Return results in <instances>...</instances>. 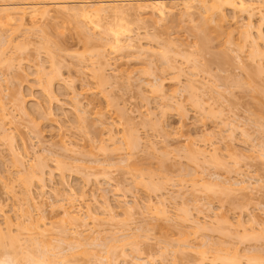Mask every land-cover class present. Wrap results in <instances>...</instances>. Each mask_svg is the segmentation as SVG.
<instances>
[{"label": "rangeland", "instance_id": "obj_1", "mask_svg": "<svg viewBox=\"0 0 264 264\" xmlns=\"http://www.w3.org/2000/svg\"><path fill=\"white\" fill-rule=\"evenodd\" d=\"M99 1L0 0V5ZM123 1L136 6L151 0ZM260 1L256 8L264 15ZM181 11L177 7L163 17L132 11L122 39L132 38L140 52L150 50L142 53L110 49V29L117 25L112 18L95 25L51 12L43 20L30 22L25 16L22 23H0V235L7 238L9 232L17 239L4 243L0 238V264H42L43 252L46 259L54 257V264H137L138 259L141 264H198L202 253L205 259L221 253L220 260L239 253L241 264L248 259L264 264V59L252 61L249 44L241 39L248 18L237 16L215 30L217 37L211 26L198 31L200 10L180 17ZM259 18L250 23L264 47V19ZM200 35L207 39L197 41ZM52 66L58 77L52 75L47 88ZM26 106L32 115L21 112ZM127 135L139 137V146L132 150L122 143ZM215 153L216 165L210 158ZM38 154L46 155L42 184L33 177L27 181L24 172L30 173ZM55 160L66 163L63 172ZM78 169L83 171L77 174ZM205 181L231 185L226 186L230 196H223L222 188L209 196L202 190ZM219 218L228 221V229L218 226ZM123 239L138 246L134 241L123 245ZM110 241L121 244L114 249Z\"/></svg>", "mask_w": 264, "mask_h": 264}, {"label": "bare ground", "instance_id": "obj_2", "mask_svg": "<svg viewBox=\"0 0 264 264\" xmlns=\"http://www.w3.org/2000/svg\"><path fill=\"white\" fill-rule=\"evenodd\" d=\"M49 1V0H48ZM119 1V0H118ZM118 1H115V0H102V1H99V2H97V3H95V4H90V5H88V2H78L80 5H76V6H68V3L67 2H50L49 3V5L48 6H40V5H38V3H30V2H26V3H24V4H22L20 7L18 6H10V4L9 5H7V3L5 4H3L2 3V5H0V23H9V22H13V21H19L20 23H22L23 21H24V18H25V16H28V18H26V19H28L30 22H33V21H35V20H43V19H47V18H49L50 16H51V12H54V13H57V14H59V13H62L63 15L64 14H66L68 17H71V18H74V19H79V20H83V21H85L86 23H90V24H97L96 22L98 21H101L102 19H104V18H108V19H110V18H112V19H110V20H112L113 22L115 21V23H117V25L115 26V28H113V29H110V33H111V35H112V39H109V42L111 41V45L110 46H112V47H110V49H112V48H115V49H126V50H136V48H137V50L139 49V52H140V50H141V47H139L138 45H136V43H134L135 41H133V39L132 38H130L129 36H127L128 37V39L126 40V39H124V40H126V41H124L122 38H123V35L126 33V32H129V28L127 29V24H128V20H129V18H131V16H133V12L132 11H134V10H137V11H139V12H143V11H149V12H151V14H152V16H153V14L154 15H158L159 17H163V16H165V14L166 13H170V12H172L173 10H176L177 9V7H180V8H182V10L183 11H181L182 13H181V15H180V17L182 16V14L184 13V14H186L187 15V13H189L190 14V16H191V12H193V13H195L196 11H198V10H200V16H201V20H200V17H199V20L201 21V25L199 24L198 26H202V27H198L199 28V30L198 31H200V29H201V34H203L204 32H205V30L207 29V28H209L210 26H211V29H214V34L216 35L217 33L215 32V30L217 29V30H219V32L221 31L220 29H222V27L224 26L225 27V25L226 24H228V23H230V21L231 20H234L237 16H238V18L240 17V16H243V17H245V18H248V19H246V21L248 22L247 24H246V26H245V29H244V25H242V27H243V29H244V31L243 32H240L241 34L240 35H242L241 36V39H243V43H246V44H249L248 46V48H249V58L253 61L254 59H255V61H258V63H259V61L260 60H262V59H264V47H262L261 45H260V42L262 41V37H261V35L258 33V32H254V31H252L253 30V28H255V26L253 25V24H251L250 23V21H251V19L253 18V17H260L259 19L260 20H262V19H264V15H261L262 13H260L259 12V9H257L256 7H259V5H257V3H258V0H151V1H145L144 3H140V2H138V3H140V4H138L137 3V5L136 6H132V5H130L129 3H124L123 4V2H125V1H120V3L118 2ZM166 1H170V2H168V3H166ZM259 2H261L260 0H259ZM70 3H73V2H70ZM171 3V4H170ZM262 3V2H261ZM261 3H258V4H261ZM48 4V3H47ZM126 5V6H125ZM134 5V4H133ZM261 6V5H260ZM195 10V11H194ZM178 11V10H177ZM180 11V10H179ZM138 12V13H139ZM262 12V11H261ZM175 13V12H174ZM198 12H196V14H197ZM172 14V13H171ZM189 14L187 15V16H189ZM199 14V13H198ZM167 15V14H166ZM257 15V16H256ZM178 16V15H177ZM184 16V15H183ZM241 18V17H240ZM149 19V18H148ZM242 19V18H241ZM82 21V22H83ZM252 22V21H251ZM262 22H264V21H262ZM199 23V22H198ZM80 24V23H79ZM126 24V25H125ZM211 24H214L213 26L211 25ZM87 25V24H86ZM98 25V24H97ZM254 27H253V26ZM84 26V25H83ZM86 27V26H85ZM213 27V28H212ZM80 28H82V27H80ZM228 28H229V26H228ZM205 29V30H204ZM225 29H227V26H226V28ZM242 29V30H243ZM80 30V29H79ZM202 30H204V32L202 31ZM223 30V29H222ZM83 31V30H82ZM82 31H80V32H82ZM87 32L89 31V30H86ZM86 32V33H87ZM125 32V33H124ZM124 33V34H123ZM232 32H230V34H231ZM258 33V34H257ZM84 34V33H83ZM89 34V33H88ZM120 34L122 35L121 37H120ZM228 34V33H227ZM261 34H262V36H264V33H262L261 32ZM87 35V34H86ZM218 35L219 34H217L216 36L218 37ZM239 35V36H240ZM85 35H83V37H84ZM202 36H204V37H201V35H200V38L198 39V37H197V41H199V42H203V41H205L204 39L206 38L207 39V37L205 36V35H202ZM228 36H229V34H228ZM232 36V35H231ZM90 37V36H89ZM89 37H87V39L89 38ZM231 38V37H230ZM84 39H86V36L84 37ZM86 39V40H87ZM261 39V40H260ZM227 40L228 41H230L228 38H227ZM259 40H260V42H259ZM89 41V40H88ZM124 41V42H123ZM1 42H2V40H1ZM226 42V41H225ZM206 43V42H205ZM200 44V43H199ZM203 44V43H202ZM201 44V45H202ZM245 44V45H246ZM108 45V46H109ZM205 46V45H204ZM3 47V46H2ZM203 47V46H202ZM149 49H151V48H149ZM144 52L147 50V51H150V50H148V49H146L145 50V48H143L142 49ZM113 51H115V50H113ZM117 51V50H116ZM121 51V50H120ZM143 51H141L140 53H142ZM52 52V51H51ZM138 52V51H137ZM154 52V51H153ZM152 52V53H153ZM53 53V52H52ZM101 52H98V54L97 55H99ZM138 54V53H137ZM49 55H51V53H49ZM53 55V54H52ZM101 55V54H100ZM138 56H140V55H138ZM2 57V56H1ZM55 57V56H54ZM51 58H52V56H51ZM11 58H9L8 60H10ZM55 60H56V57L54 58ZM53 59V60H54ZM7 59L5 60V63H6V61H8ZM12 60V59H11ZM51 62V65H52V60L50 61ZM56 63H57V61H55ZM10 63V62H9ZM8 63V64H9ZM257 63V64H258ZM261 63H262V61H261ZM0 64H1V59H0ZM7 64V63H6ZM53 65H55V63L53 64ZM256 65V64H255ZM260 65V64H259ZM57 66V65H56ZM54 67V66H52L51 67V69L54 67V73L55 72H57V71H55V68H57V67ZM11 67H12V65H11ZM255 67V66H254ZM258 67V66H257ZM262 67H264V64H262ZM260 68H261V66H260ZM259 68V69H260ZM257 69V68H256ZM40 70V69H39ZM38 70V71H39ZM58 71H59V67H58V69H57ZM260 70H262V71H264V69H260ZM101 71V70H100ZM99 71V72H100ZM257 71V70H256ZM42 72V71H41ZM50 72H51V70H50ZM53 72H51L52 74H51V77H49V75L48 74H45V75H48V78H50V80H48V84H47V88L49 87V86H51V85H49L50 83H51V79H52V82H54L53 81V76H57L58 77V74L57 73H55V74H57V75H54L53 74ZM259 72V71H258ZM49 73V72H48ZM50 74V73H49ZM53 75V76H52ZM53 77V78H52ZM99 77V76H98ZM104 77V76H103ZM103 77L101 78V79H103ZM56 80V79H55ZM45 83V82H44ZM157 84V83H156ZM49 85V86H48ZM53 85V84H52ZM17 86V85H16ZM18 86H20V85H18ZM155 86V85H154ZM162 82H160L158 85H157V87H158V89L157 90H159L160 92L162 91ZM21 87V86H20ZM23 87V86H22ZM45 87V88H46ZM19 88V87H18ZM51 89H52V87H50ZM50 88H49V92L51 91L50 90ZM154 88H156V86L154 87ZM161 88V89H160ZM46 90V89H45ZM157 90H155V91H157ZM22 91V90H21ZM21 91L18 89V91H17V94L20 96H22V93H21ZM52 92V91H51ZM49 95V94H48ZM13 96V95H12ZM20 96V97H21ZM50 96H51V93H50ZM51 97H53V96H51ZM194 97V96H193ZM196 97V96H195ZM54 100H57V99H55V98H53ZM196 99V98H195ZM262 99V98H261ZM261 99H259L260 100V102H261ZM17 101V100H16ZM199 101V100H198ZM197 101V102H198ZM18 102V101H17ZM56 102V101H55ZM262 102H264V101H262ZM262 102H261V105L262 106H264V104H262ZM199 103V102H198ZM196 104V103H195ZM199 105V104H198ZM260 105V106H261ZM17 106H19V105H17ZM34 107L35 106V104H30V109H32V107ZM201 106H203V105H201ZM261 106V107H262ZM25 107V106H24ZM28 107V108H29ZM38 106L36 105V109L34 110V108H33V110L37 113L38 111L37 110H39L38 108H37ZM40 107V106H39ZM21 108V107H20ZM23 109V110H22ZM22 109H20V110H22L21 112H23V114H24V116H27V115H32L33 114V112H31V114L27 111V106H26V108H22ZM29 109V110H30ZM202 109V108H201ZM1 110V109H0ZM32 110V111H33ZM41 111H42V109H40ZM31 111V110H30ZM40 111V112H41ZM81 111V110H80ZM79 111V112H80ZM203 111V110H202ZM210 111V110H209ZM262 111H264V108H262V110H261V112ZM34 112V113H35ZM120 112V111H119ZM122 112V111H121ZM207 112V111H206ZM39 113V112H38ZM43 114H46V113H44V112H42ZM207 113H211L212 114V112L210 111V112H207ZM40 114V113H39ZM49 114V113H48ZM80 114H81V112H80ZM84 114V111L82 110V114L81 115H83ZM119 114H121V113H119ZM41 115V114H40ZM47 115V114H46ZM46 115H43V116H45L44 118H48V116H50L51 115V113L46 117ZM81 115H79V118H82V117H80ZM85 115V114H84ZM209 115V114H208ZM207 115V116H208ZM210 116V115H209ZM122 117V116H121ZM78 118V116H77V121L79 120H82V119H79ZM83 118H85V116L83 117ZM2 119H4V117L2 116L1 117V121H2ZM84 120V119H83ZM85 120H87V119H85ZM84 120V121H85ZM1 121H0V123H1ZM78 121V122H79ZM84 121H82L83 123L82 124H84ZM86 122V121H85ZM34 123V122H33ZM3 124V123H2ZM231 124V123H230ZM230 124H229V126H230ZM3 126V125H2ZM79 126H82V125H79ZM85 126V125H84ZM85 128V127H84ZM80 130V129H79ZM132 130V129H131ZM132 132H134V130L132 131ZM131 132V134H136L135 132L134 133H132ZM2 134H4V133H2ZM110 134V133H109ZM110 135H112V134H110ZM109 135V136H110ZM138 134H136V136H137ZM6 136V135H5ZM108 136V140H109V137ZM128 136V135H127ZM132 135H130V136H128V138H127V140H124L125 142H122V143H124V144H126L128 147H129V149L130 148H132V150H133V148L134 147H136V144H138L140 141H138V143H137V138H139V137H131ZM134 136V135H133ZM8 137V136H7ZM10 137H12V136H9V138L8 139H11ZM123 137H125V136H123ZM130 137V138H129ZM5 138V137H4ZM13 138V137H12ZM113 138V137H112ZM112 138H110V140L109 141H111L112 140ZM126 138V137H125ZM2 139V138H1ZM6 139V138H5ZM14 139V138H13ZM137 139V140H136ZM12 140V139H11ZM4 141H6V140H4ZM7 141H9V140H7ZM12 142H14V141H12ZM11 142V143H12ZM7 143V142H6ZM9 144V143H8ZM125 145V146H126ZM8 146V145H7ZM124 146V147H125ZM138 146H139V144H138ZM14 147V146H13ZM12 147V148H13ZM18 148V147H17ZM127 148V147H126ZM114 149V148H113ZM115 149H118V148H115ZM128 149V148H127ZM128 149V150H129ZM135 149V148H134ZM11 150H13V149H11ZM126 150V149H125ZM14 151H15V149H14ZM44 151V150H43ZM46 151V150H45ZM18 152V151H17ZM14 154L16 153V152H13ZM44 155V154H43ZM43 155H39L38 154V156L36 157V159H34V161L36 162L37 161V163H35L34 161V163L32 162V164H34L33 166L31 165V164H29L30 165V169H32L31 171H32V173H31V171H29L30 173L29 174H32V176L30 175V176H28L29 174L27 173V171L25 170L24 172L26 173V176L27 177H30V179H27V178H25L27 181L28 180H30L31 181V177H33V178H35L37 181V183H43V182H39V181H42V178H43V176H44V174H45V171L43 170L46 166H45V164H44V166H43V164L41 163V162H43L44 161V159L46 158L45 156H43ZM49 155V154H48ZM47 155V156H48ZM42 156V157H41ZM213 157H211L210 156V158H213V159H211V162L212 161H214V164H215V161L217 162V154L215 153V155L213 154L212 155ZM43 157H45L44 159H43ZM217 157V158H216ZM18 158V157H17ZM20 159V158H19ZM47 159H48V157H47ZM46 159V160H47ZM235 160H236V162H237V159L236 158H234ZM43 160V161H42ZM77 160V159H76ZM19 161V160H18ZM56 162V165H58V166H56L57 168H60V166H61V169L60 170H62L63 168L62 167H64V166H62V165H65L66 163L64 162V161H62V160H60V161H62V162H60L59 160L57 161V160H55ZM79 161V160H78ZM125 161H127V159L125 160ZM16 162H17V160H16ZM20 162V161H19ZM19 162H17V163H19ZM63 162H64V164H63ZM80 162V161H79ZM210 162V163H211ZM22 163V162H21ZM43 163H45V162H43ZM95 163V162H94ZM98 163V162H97ZM223 163V162H222ZM238 163V162H237ZM98 165H100L99 163H98ZM106 165H109V163L107 162V164ZM211 165V164H210ZM216 165V164H215ZM219 165H220V163H219ZM43 166V167H42ZM66 166V165H65ZM80 166H82V165H80ZM85 166V165H84ZM87 166V165H86ZM102 166H104L103 165V163H102ZM114 166V165H113ZM214 166V165H213ZM223 166V165H222ZM68 167V166H67ZM79 166H77V168H78ZM80 168V167H79ZM81 168H83L84 170L87 168V170L89 171V168L90 167H81ZM80 168V169H81ZM101 168H103V167H101ZM109 168V167H108ZM108 168H106L105 167V169H108ZM30 169H28V170H30ZM34 171V172H33ZM47 171V170H46ZM73 171V170H72ZM71 171V172H72ZM77 171V169L75 168V170H74V172H76ZM78 171H79V169H78ZM81 172L83 171V170H80ZM78 172L77 174H80L81 172ZM87 171V172H88ZM62 172H63V170H62ZM65 173V172H64ZM73 173V172H72ZM23 174V173H22ZM74 174V173H73ZM86 174V175H85ZM83 176H86V177H88V175H89V173L87 174V173H85ZM189 174V173H188ZM47 175V174H46ZM59 175V174H58ZM25 176V177H26ZM63 176V175H62ZM90 176H91V174H90ZM140 176H141V174H140ZM150 176V175H149ZM86 177L84 178L85 180H87L86 179ZM143 177H145L144 175H143ZM20 178H21V176H20ZM22 178H24V177H22ZM22 178H21V180H22ZM152 178V177H151ZM215 178V177H214ZM213 178V179H214ZM89 179V178H88ZM148 179H150V178H148ZM147 179V180H148ZM216 179V178H215ZM220 179V178H219ZM218 179V180H219ZM145 180V179H144ZM23 181V180H22ZM34 181V179L32 180V182ZM89 181V180H88ZM152 182H153V180H151ZM214 181V180H213ZM212 181V182H213ZM32 182H30V184L32 183ZM35 182V181H34ZM215 182H216V180H215ZM212 183L211 184V182L209 183V185H207V181H205V183H206V185H204V186H202L203 184H204V182L200 185V186H202V190L205 192L206 191V189L208 190V192H209V196H211V194H210V191H211V193H215L214 192V190H219V189H221L222 188V190H219V191H221V193L223 192L224 193V195L223 196H225V197H228V196H230L229 194V192H231V191H229L230 190V188H227L226 186H229V185H224V184H221L222 183V181H221V183ZM25 183V182H24ZM27 183V182H26ZM157 183V182H156ZM211 184V185H210ZM199 185V184H198ZM236 185H238V184H236ZM150 186V185H149ZM220 186H225V187H220ZM239 186V185H238ZM154 187V186H153ZM215 187V188H214ZM229 187H232L231 185L229 186ZM234 187V186H233ZM155 188V187H154ZM200 188V187H199ZM219 188V189H218ZM245 188V187H244ZM244 188H242V190L244 189ZM235 189H240V187L239 188H235ZM234 188L233 189H231V190H235ZM72 190V189H71ZM71 190H69L70 192H71ZM201 190V189H200ZM201 190V191H202ZM242 190H239V191H242ZM236 192H237V190H235ZM238 191V192H239ZM74 192H72L71 194H73ZM207 193V192H206ZM221 193L219 194V196L221 197ZM222 193V194H223ZM229 193V194H228ZM70 194V193H69ZM226 194V195H225ZM228 194V195H227ZM233 194V192L231 193V195ZM206 195H208V193L206 194ZM213 195V194H212ZM217 195V194H216ZM218 196V195H217ZM222 198V197H221ZM106 201V200H105ZM105 203L106 202H104V210L105 211H108V215H109V213L111 214V208L112 207H110V205L109 204H106L105 205ZM109 205V206H108ZM65 212V211H64ZM68 211H66L65 213L67 214V215H69L68 213H67ZM185 212V211H184ZM113 214V213H112ZM112 214H111V216H112ZM185 214H187V212L185 213ZM67 215H64V216H66L67 217ZM89 215H91V214H89ZM110 216V215H109ZM90 217V216H89ZM94 217V215L92 216V218ZM95 217H96V215H95ZM114 217V216H113ZM112 217V218H113ZM68 219L70 218V220H72L73 222H76V220H78L77 218H75L74 216H68L67 217ZM91 218V217H90ZM110 218V217H109ZM112 218H110V219H112ZM96 219V218H95ZM220 219V218H219ZM223 218H221L220 220H219V223H218V226H219V224H220V228L222 227V228H225V229H228L229 227H228V225H230L229 223H228V221L227 220H225V219H223ZM33 222V221H32ZM34 223V222H33ZM248 223V222H247ZM28 224H32L31 223V221L28 223ZM27 224V225H28ZM35 224H37L36 222L34 223V225ZM22 225V224H21ZM39 225V224H38ZM240 225H242L241 223H240ZM28 226H30V225H28ZM217 226V227H218ZM19 227V226H18ZM23 227V226H22ZM25 227V226H24ZM30 227H33V226H30ZM29 227V230H31V228ZM228 227V228H227ZM252 227V226H251ZM27 228V227H26ZM20 228H18V230H19ZM33 229H35V226L32 228V230ZM39 229V227L37 228V226H36V229L35 230H38ZM28 230V229H27ZM40 230V229H39ZM243 230H244V228H243ZM252 230V229H251ZM9 231V230H8ZM20 232H21V230H19ZM244 231H247L246 229L244 230ZM250 231V230H249ZM20 232H17V233H20ZM246 233L247 232H245V235L244 236H247L246 235ZM250 233H251V231H250ZM244 234V233H243ZM242 234V235H243ZM5 236V234L4 233H1V235H0V238L1 239H3V242L5 241V239L7 240V238L9 237L10 239H9V241L11 240V237L13 238V236H11V234H9V232L6 234V237L7 238H3L4 236ZM251 235V234H250ZM2 236V237H1ZM128 236V235H127ZM130 236H132V234L130 235ZM252 236H253V234H252ZM125 237V236H124ZM133 237V236H132ZM16 237H14V239H12V240H14V242H15V240H17V239H15ZM115 238V237H114ZM242 238H244L243 236H242ZM245 238H247V237H245ZM244 238V239H245ZM118 239H119V237H118ZM134 240L135 239H137V238H133ZM11 240V241H12ZM111 240V239H110ZM128 239H126L125 241L126 242H128L129 244H130V242H133L132 240L129 242V240L127 241ZM1 241V240H0ZM119 241V240H118ZM123 241H124V239H123ZM125 241H124V243H123V245H127V244H125ZM6 242H8V241H6ZM6 242H4V243H6ZM33 243H34V241H32ZM38 242V241H37ZM111 242V241H110ZM116 242H117V240H116ZM116 242H114V243H116ZM136 242H138V240L136 241ZM139 242H142V241H140L139 240ZM138 242V243H139ZM4 243H2V241H1V244H4ZM11 243H13V242H11ZM113 243V244H114ZM121 244V241L120 242H118V244ZM88 244V243H87ZM112 244V242L111 243H109V247H112L113 245H111ZM118 244L116 245V244H114L116 247L118 246ZM132 244V243H131ZM134 244H135V241H134ZM141 243H139V245H140ZM37 245H39L38 243L36 244L35 243V248H36V246ZM49 246L48 247H50V244H48ZM80 245H82V244H80ZM135 245H137V244H135ZM1 246V245H0ZM52 246V245H51ZM56 246H58V245H56ZM79 246V245H78ZM77 246V247H78ZM90 246V245H89ZM101 246V245H100ZM105 246L107 247V245L105 244ZM115 246H113V248L115 247ZM120 246V245H119ZM118 246V247H119ZM130 246V245H129ZM138 246V245H137ZM137 246L136 247H134V246H132V248H136V250H137ZM41 246H38V248H40ZM45 247V246H44ZM53 247V246H52ZM77 247H75L74 246V248H77ZM85 247V246H84ZM104 247V246H103ZM124 247V246H123ZM43 248V247H42ZM41 248V249H42ZM56 247H54V249H55ZM58 248V247H57ZM81 248H83V247H81ZM81 248H79V249H81ZM105 248V247H104ZM108 248V247H107ZM130 248H131V246H130ZM132 248H131V250H132ZM41 249L39 250V251H41ZM72 249H73V247H72ZM71 248H69L68 250H72ZM78 249V248H77ZM85 249V248H84ZM108 249H112V248H108ZM108 249L106 250V248H105V252H107L108 251ZM114 249H116V248H114ZM114 249H112V250H114ZM134 249H133V251H134ZM56 250V249H55ZM74 250V249H73ZM111 250V251H112ZM217 250H219V249H217ZM217 250H215V251H217ZM37 251V250H36ZM38 251V252H39ZM42 251H44V249L42 250ZM46 251V250H45ZM49 251V250H48ZM47 251V252H48ZM52 251V250H51ZM77 251V250H76ZM111 251H109V252H111ZM220 251H221V249H220ZM220 251H218L219 253H220ZM223 251V250H222ZM227 251V250H226ZM224 252V254L225 253H228V252ZM232 251V250H231ZM47 252H45V253H47ZM74 252H75V250H74ZM78 252H79V250H78ZM87 252V251H86ZM109 252L108 253H106V254H108L109 255ZM114 252V251H113ZM122 252H124V250L122 251ZM137 252V251H136ZM233 252V251H232ZM48 253H51V252H48ZM59 253V252H58ZM67 253V252H66ZM70 253V252H69ZM76 253V252H75ZM125 253V252H124ZM124 253H122V254H124ZM138 253V252H137ZM250 253V252H249ZM39 254H41V256L42 257H44L45 256V260H46V262L45 261H43V263L45 262V263H47V264H49V258H51V257H48L47 259H48V261H47V259H46V254H44V252L43 253H39ZM44 256H43V255ZM61 254V253H60ZM72 253H70V255H71ZM112 254V253H111ZM216 254V253H215ZM218 254V253H217ZM221 254V253H220ZM220 254H218L219 256H220ZM224 254H223V257H224ZM228 254H230V253H228ZM228 254L224 257V258H226L227 256H228ZM256 254V253H255ZM252 255V256H256V259L254 258V260H258L257 258H260V256H259V254H258V256H257V254L256 255ZM48 255H50V254H48ZM47 255V256H48ZM55 255V254H54ZM65 255V254H64ZM67 255V254H66ZM218 255H216V256H214V257H212L211 259H205V258H207L206 256H204V254L202 253V255H201V257H200V260H199V262H198V264H208V263H213L212 261H215V257H216V260L217 261H219L220 260V258H221V256H220V258L218 257ZM238 255H239V253H238ZM238 255L236 256L235 255V257H231V258H228V260H226L227 262H225V260H224V258L222 259V260H220L219 262H224V263H227V264H241V263H239V260H240V258H239V260L237 259V257H238ZM248 255V254H247ZM36 256V255H35ZM34 256V257H35ZM56 256H59L58 254L56 255ZM61 256V255H60ZM59 256V257H60ZM69 256V255H68ZM121 256H124V255H121ZM125 256H126V254H125ZM140 256H141V254H140ZM63 257V256H62ZM137 257H138V255H137ZM149 257V256H148ZM229 257H230V255H229ZM37 258V257H36ZM57 258V257H56ZM61 258V257H60ZM70 258V257H69ZM151 258V257H150ZM248 258H250V257H248ZM37 259H40L41 260V258H37ZM63 259H64V257H63ZM71 259V258H70ZM143 259V258H142ZM34 260V259H33ZM53 260V261H52ZM65 260H66V258H65ZM133 260H135L134 259V257L132 258V261H130L131 263H133ZM137 260V259H136ZM209 260V261H208ZM212 260V261H211ZM224 260V261H223ZM249 261H251L252 259H248ZM260 260V259H259ZM258 260V261H259ZM31 261H32V259H31ZM39 261V260H38ZM38 261H35L34 260V262H38ZM54 261L55 262H57L55 259H54V257H53V259L51 258V260H50V264H51V262L54 264ZM60 261H63V260H60ZM117 261V260H116ZM138 261V263L137 264H141V260L139 261V259L137 260ZM206 261H208V263L206 262ZM216 261V262H217ZM249 261H247L248 263H250ZM33 262V264H36V263H34ZM135 263H136V261H134ZM144 261H142V264H145V263H143ZM216 262H214L215 264H216ZM42 263V264H43ZM44 263V264H45ZM134 263V264H135ZM213 263V264H214ZM221 263H219V264H221ZM224 263H222V264H224ZM248 263H246V264H248ZM256 263V262H255ZM259 264L261 263L260 261L258 262ZM258 263H256V264H258ZM38 264H40V263H38ZM197 264V263H196ZM251 264V263H250Z\"/></svg>", "mask_w": 264, "mask_h": 264}]
</instances>
